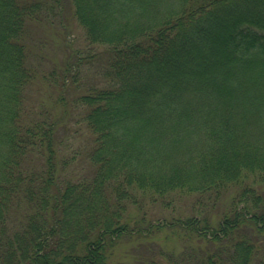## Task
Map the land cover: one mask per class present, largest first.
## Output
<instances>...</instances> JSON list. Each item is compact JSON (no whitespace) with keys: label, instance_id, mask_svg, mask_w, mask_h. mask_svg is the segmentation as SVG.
<instances>
[{"label":"trees","instance_id":"16d2710c","mask_svg":"<svg viewBox=\"0 0 264 264\" xmlns=\"http://www.w3.org/2000/svg\"><path fill=\"white\" fill-rule=\"evenodd\" d=\"M68 8L86 51L47 79L101 78L72 100L90 134L76 179L58 169L62 114L30 103L26 45ZM230 188L214 226L205 212ZM176 192L196 194L193 217L132 216ZM166 228L188 245L151 242L149 264H264V0H0V264H110L121 241Z\"/></svg>","mask_w":264,"mask_h":264},{"label":"rangeland","instance_id":"374dc122","mask_svg":"<svg viewBox=\"0 0 264 264\" xmlns=\"http://www.w3.org/2000/svg\"><path fill=\"white\" fill-rule=\"evenodd\" d=\"M26 45L32 53V65L38 71L29 91L30 103L34 104L35 109L45 105L48 109L54 110L58 118L62 114L60 125L62 145H60L57 152L58 169L63 176L69 178L83 177L85 175L83 168L85 160L82 152L90 138V134L86 127L77 120V114L80 110L73 105L72 100L86 90L88 86L100 83L101 78L97 75L98 67L90 70L84 69L83 79L78 84L79 87H69L70 85H68L62 88L60 83L56 85L47 79V75L52 68L62 66L75 49L85 50L86 42L82 28L72 17L71 9L68 8L67 11L62 13L61 19L53 24L32 25ZM95 50L97 52L101 49L95 48ZM59 98H64V105L59 102ZM65 161H71V164L68 166L63 165L62 168ZM234 192H236L234 188L225 190L218 201L212 205V208L209 209L208 206L206 212L204 211L214 226L229 211L230 200ZM197 200L194 193L176 192L167 196L165 200L161 198L153 200V198L145 196L141 199V207H130V211L136 219L144 217L145 224L149 221L153 223L164 220L174 221L193 217L196 213L194 207ZM164 202H171V205L166 207ZM173 229L166 228L155 231L149 239H140L142 247L136 243L137 241L127 239L121 241L110 256V264H149L148 261L151 259L149 245H151V242L156 245L155 247H163L168 251L179 253L188 245V242L182 236V230L175 228L174 232ZM256 234L253 237L261 248H258L256 257L257 260L264 261V233L263 235ZM189 244L205 245L204 241L196 237Z\"/></svg>","mask_w":264,"mask_h":264}]
</instances>
